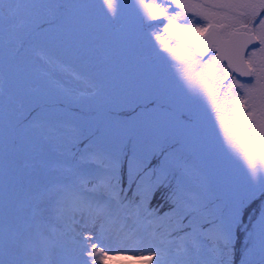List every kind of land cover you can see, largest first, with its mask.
I'll use <instances>...</instances> for the list:
<instances>
[{"label": "snow or ice", "instance_id": "1", "mask_svg": "<svg viewBox=\"0 0 264 264\" xmlns=\"http://www.w3.org/2000/svg\"><path fill=\"white\" fill-rule=\"evenodd\" d=\"M89 7L87 0H0V85L6 69L22 73L17 62L30 53L66 98L75 90L57 72L97 89L54 44L35 43L63 38ZM94 7L112 25L130 12L149 43L164 44L161 33L175 28L181 44L217 45L208 60L227 61L217 71L231 76L229 88L238 86L236 102H248L255 123L244 129L256 135L247 143L225 136L240 177L218 179L189 163L201 137L198 114L159 86L127 82L89 119L58 114L38 84L14 90L6 108L0 88V264H104L120 252L151 264H264V0H97ZM183 8L195 11L178 24ZM193 32L207 36L189 39ZM165 48L173 55L161 56ZM177 51L153 46L166 62L184 60ZM171 66L188 100L211 103L213 86L194 84V68Z\"/></svg>", "mask_w": 264, "mask_h": 264}, {"label": "rangeland", "instance_id": "2", "mask_svg": "<svg viewBox=\"0 0 264 264\" xmlns=\"http://www.w3.org/2000/svg\"><path fill=\"white\" fill-rule=\"evenodd\" d=\"M87 2L90 5L88 11L80 16L77 21H69L71 30L67 35L63 38L58 37L55 41H50L49 38H40L35 43L45 48L54 44L64 62L71 65L76 71L86 74L97 85L98 94L91 95L97 89L84 83H75L66 73L57 72L55 79L63 81L75 90L71 97L66 98L55 87L49 76L44 74L49 69L39 62H35L31 54L28 53L22 62H17L23 70L22 73L13 74L7 69L4 73L0 88L4 92L5 107L7 108V96L14 90L38 84L42 92L51 96L49 103L58 114L89 119L97 113L102 105H108L127 82L150 83L163 89L169 101L174 102L176 106L191 108L198 114V128L201 130V137L195 148L197 158L190 160L189 163L196 164L213 178L239 179L240 162L228 154L224 138L225 136L237 137L247 143V134L253 136L256 134L251 132V127H248L247 133H245L244 125L254 124L255 117H252L251 120L248 117V113L251 111L248 102H245L243 107L236 102L237 97L234 93L238 86L228 87L232 83L231 76L224 79L223 73L217 71L220 65L225 63L208 60L214 50L213 47L209 48L208 54L203 57L196 51L195 47L181 44L178 37H182L184 34L173 28L168 32L161 33V40L168 47L177 48L178 51L175 55L183 56L184 60L166 62L153 52V46L159 50L164 47V44L157 40H152L149 43L150 38H144L142 29L137 38L130 44L123 45L116 42L112 28L118 23L112 25L102 19L98 8L94 7L97 0H87ZM206 9L207 6H205ZM177 10L182 13L176 18L178 24H183L185 18L191 19L195 11L187 8ZM242 10L238 9L237 11ZM211 11L219 12L222 16L227 9L213 8ZM212 19L215 23L219 17H212ZM7 26L5 24L6 28ZM188 27H195V24L188 25ZM155 30L149 29L148 31ZM220 31L223 33L224 30L221 29ZM199 33L193 32L188 38L192 39L195 34ZM4 53V37L0 32V72L3 71ZM168 55L173 54L168 53L167 48H165L161 56L166 57ZM193 60L198 63L193 64ZM205 60H208L207 64H204ZM172 63L180 64L186 70L194 68L195 71H189L188 74L198 87H203L205 82L213 86L212 92L215 95L209 94L210 104L206 102L196 104L184 96L177 73L171 66ZM213 65L215 66L213 67ZM201 67L204 69L203 72H201ZM240 98L243 99V93ZM5 115H9V113L6 111ZM62 178L63 176L60 174L53 177V179ZM111 255L112 258L106 260L104 264H151V261L147 259L136 258L132 252L113 253ZM144 255L147 256L148 254L144 253Z\"/></svg>", "mask_w": 264, "mask_h": 264}, {"label": "water", "instance_id": "3", "mask_svg": "<svg viewBox=\"0 0 264 264\" xmlns=\"http://www.w3.org/2000/svg\"><path fill=\"white\" fill-rule=\"evenodd\" d=\"M124 2L131 3L132 0H124ZM140 30L141 28L138 25V21L134 18V16L130 12H128L126 13L125 17L121 21H119V24L115 25L112 28V33L114 35V39L117 42H120L122 44H129L136 39ZM209 31L212 30L209 29ZM205 36H207V33L195 34L192 37V40H203ZM216 46L217 45H215V47ZM195 49L201 56H205L209 50V47L207 45H201V47L199 48L195 47ZM223 61L227 63L226 60Z\"/></svg>", "mask_w": 264, "mask_h": 264}, {"label": "trees", "instance_id": "4", "mask_svg": "<svg viewBox=\"0 0 264 264\" xmlns=\"http://www.w3.org/2000/svg\"><path fill=\"white\" fill-rule=\"evenodd\" d=\"M153 203H155V201Z\"/></svg>", "mask_w": 264, "mask_h": 264}]
</instances>
